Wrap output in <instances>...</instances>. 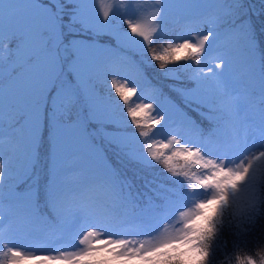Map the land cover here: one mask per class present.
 I'll list each match as a JSON object with an SVG mask.
<instances>
[{
  "label": "snow or ice",
  "instance_id": "obj_1",
  "mask_svg": "<svg viewBox=\"0 0 264 264\" xmlns=\"http://www.w3.org/2000/svg\"><path fill=\"white\" fill-rule=\"evenodd\" d=\"M32 259L264 264L244 0H0V264Z\"/></svg>",
  "mask_w": 264,
  "mask_h": 264
},
{
  "label": "trees",
  "instance_id": "obj_2",
  "mask_svg": "<svg viewBox=\"0 0 264 264\" xmlns=\"http://www.w3.org/2000/svg\"><path fill=\"white\" fill-rule=\"evenodd\" d=\"M246 9L253 14L251 17L253 23H264V0H244ZM263 18V20L261 19ZM181 64L184 63L183 61L180 62ZM161 82L165 84H170L171 81L167 78L161 77ZM176 86H180V81H176ZM193 116V119H196L197 122H200V118L195 114H191ZM204 126H207V121H204ZM47 133L46 126L42 123L41 126V135L44 139H47ZM253 243H257L256 241H253Z\"/></svg>",
  "mask_w": 264,
  "mask_h": 264
},
{
  "label": "rangeland",
  "instance_id": "obj_3",
  "mask_svg": "<svg viewBox=\"0 0 264 264\" xmlns=\"http://www.w3.org/2000/svg\"><path fill=\"white\" fill-rule=\"evenodd\" d=\"M105 2H107V0H105ZM141 2L144 3V4H149V3H151V0H141ZM249 14H250L251 17L253 16L252 13L249 12ZM261 19L263 20V18H261ZM254 25L257 27V30H259V27H260L261 24L260 23H254ZM45 135H47V133H45ZM64 162H65V160L62 159L61 160V164H63ZM129 172L132 173L131 171H129ZM128 175L130 176L131 174H128ZM130 177H132L137 184H142V181L136 180V178L133 177V176H130ZM36 263H37V261L35 259L24 261V264H36Z\"/></svg>",
  "mask_w": 264,
  "mask_h": 264
}]
</instances>
